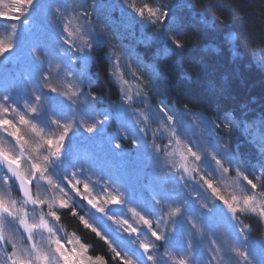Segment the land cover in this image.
Wrapping results in <instances>:
<instances>
[{"label":"snow or ice","instance_id":"1","mask_svg":"<svg viewBox=\"0 0 264 264\" xmlns=\"http://www.w3.org/2000/svg\"><path fill=\"white\" fill-rule=\"evenodd\" d=\"M0 21V264H264V96L221 85L204 108L170 70L215 20L193 0H0Z\"/></svg>","mask_w":264,"mask_h":264},{"label":"trees","instance_id":"2","mask_svg":"<svg viewBox=\"0 0 264 264\" xmlns=\"http://www.w3.org/2000/svg\"><path fill=\"white\" fill-rule=\"evenodd\" d=\"M78 2V0H75ZM197 10L207 18L216 21L215 29L208 38H202L196 23L186 29V37L192 47L203 53L195 62L185 57L182 65L177 62L170 70L179 85L178 91H187L193 102L204 108L215 107L209 98L213 88L229 86L233 96L229 103L244 102L249 97L257 99L264 96V70L256 63V58H264V0H193ZM195 16V13H193ZM235 33V41L224 39L226 31ZM256 53L254 56L253 53ZM183 80L184 83L180 84ZM182 102H187V99ZM258 109L259 104L255 105ZM245 151L254 152L251 145L244 146ZM254 223V221H246ZM65 225L69 231L77 230L86 237V242L94 245L93 254L107 255L106 245L92 233L80 227L78 221L64 213ZM258 227L255 229L254 234Z\"/></svg>","mask_w":264,"mask_h":264},{"label":"rangeland","instance_id":"3","mask_svg":"<svg viewBox=\"0 0 264 264\" xmlns=\"http://www.w3.org/2000/svg\"><path fill=\"white\" fill-rule=\"evenodd\" d=\"M3 26L9 27V25H7L5 23H2L0 25V38H7L10 35V33L9 32L4 33L3 32V28H5V27H3ZM96 191H97V194H100L99 189H97ZM86 214H87V210H86ZM245 222H246V220H245ZM263 230H264V226L258 227V230L256 231V234H254V235L255 236L258 235V237L264 236V231Z\"/></svg>","mask_w":264,"mask_h":264},{"label":"bare ground","instance_id":"4","mask_svg":"<svg viewBox=\"0 0 264 264\" xmlns=\"http://www.w3.org/2000/svg\"><path fill=\"white\" fill-rule=\"evenodd\" d=\"M7 28H9V27H5V28H3V32H4V33L8 32V31H6Z\"/></svg>","mask_w":264,"mask_h":264}]
</instances>
